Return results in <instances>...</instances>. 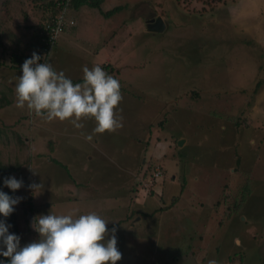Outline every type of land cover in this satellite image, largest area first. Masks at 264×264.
Returning <instances> with one entry per match:
<instances>
[{"label":"rangeland","instance_id":"1","mask_svg":"<svg viewBox=\"0 0 264 264\" xmlns=\"http://www.w3.org/2000/svg\"><path fill=\"white\" fill-rule=\"evenodd\" d=\"M117 7L106 21L97 10L80 9L66 28L76 25L71 42L62 40L63 32L57 41L64 44H57L50 61L44 58L75 83L82 82L83 67H101L109 59L103 70L120 81L123 95L117 109L123 126L115 132L93 134L92 119L77 129L69 121L48 122L17 108V77L13 73L12 90L13 70L0 67V91L11 102L0 106V162L20 165L13 177L23 181L16 204L21 247L40 238L31 226L34 217L95 212L109 222V238L116 229L118 264L263 262L264 0H105L101 9ZM37 10L32 0H0L5 63L13 53L30 52V38L40 35L33 27L42 17ZM148 13L164 21L162 33L146 31ZM200 28L208 32L201 35ZM130 166H145L141 184L156 166L167 181L177 176L167 202L154 199L158 206L169 205L187 188L177 203L180 209L163 217L166 223L179 222L171 250H156L162 237L168 239L158 215L146 218L145 208L132 209L131 173L119 172ZM34 183L42 187L34 191L29 187ZM156 183L138 191L154 196ZM34 205L33 214L25 216L23 208ZM131 216L132 223L141 218L140 224L131 227ZM233 256L238 260H230ZM239 257L247 258L242 263Z\"/></svg>","mask_w":264,"mask_h":264},{"label":"clouds","instance_id":"2","mask_svg":"<svg viewBox=\"0 0 264 264\" xmlns=\"http://www.w3.org/2000/svg\"><path fill=\"white\" fill-rule=\"evenodd\" d=\"M41 59L34 52L22 65V75L15 85L17 108L26 107L48 122L69 121L77 129L84 127L81 121L92 119L93 134L115 132L123 126V117L117 115L123 101L118 79L100 66H85L82 82L74 83L63 71ZM92 138L91 134L86 136L89 141ZM4 184L15 192L23 181L8 177ZM29 187L37 191L42 185L34 183ZM19 199L0 191V215L9 217ZM108 224L95 212L78 216L50 212L34 217L31 226L39 240L21 247L20 237L10 234V225L0 221V255L8 258L9 264H118L122 253L117 247L115 228L109 238Z\"/></svg>","mask_w":264,"mask_h":264},{"label":"trees","instance_id":"3","mask_svg":"<svg viewBox=\"0 0 264 264\" xmlns=\"http://www.w3.org/2000/svg\"><path fill=\"white\" fill-rule=\"evenodd\" d=\"M35 3L36 8L38 9L37 11L40 12L42 14L40 23L35 27V29H38V32H42L43 27L46 25V23L49 21L51 16H55L60 10L65 9L66 13L65 14V20H67V18L69 20H75V14L80 10V8L82 7H86L88 9H94V10H98L104 17H110L111 15H113L114 13H117L118 10H120V7L114 8L106 13L101 12V6L104 2V0H32ZM149 0H146V2H148ZM212 23V21H211ZM216 25V23H213ZM73 28V27H72ZM71 28V29H72ZM201 29V28H200ZM199 29V30H200ZM218 30V29H217ZM216 30V31H217ZM66 28L64 30V33L66 32ZM207 30L201 29L200 30V34H204ZM208 32V31H207ZM44 39V36H40V35H36L33 34V37L30 38V43L27 45V47L30 49V52L23 54V53H18L15 54L13 53L8 62L5 63V60H3V58H1L0 56V67H3L5 65H8V68L10 69L9 71L11 72L13 71H19L22 72V65L24 63V61L26 59H29L32 57V54L35 52L37 53L42 59L41 62L45 63V57H48V55L51 53L52 49L56 47V43L55 42L54 45L50 46L49 48L47 47L46 51H44L45 53H39L40 51L45 50V47L42 46V40ZM0 49L2 50V52L5 49V46L3 45V32L0 29ZM102 68H105L103 66H101ZM108 68V67H107ZM106 72V71H105ZM110 73V72H109ZM108 73V74H109ZM75 83V82H74ZM1 87V85H0ZM7 90V92H12L11 89L5 88ZM0 106H8L11 104V102L8 99V95L4 90L0 91ZM238 125V124H237ZM2 134V131L0 129V136ZM12 135H15L18 138V142L22 143L19 140V135L17 132H13ZM161 167V166H160ZM149 168V167H148ZM147 168V169H148ZM150 169V168H149ZM161 173H162V169L160 168ZM234 173L236 172L235 169ZM20 171V165L19 164H14V165H9V164H3L0 162V191L6 193L7 195H9L10 197L13 198H17L18 197V190L13 192L11 189L7 188L4 184V180L8 177H13L15 174H17ZM153 173V171H152ZM143 175H146V173H144ZM164 175V173H162L161 177L158 179L155 188L153 189L155 191L156 187H162L165 180L164 177H162ZM145 177V176H144ZM138 185H139V181H138ZM226 188H227V196H225L223 199H226V203L228 204L227 209V213L229 214L230 210L233 208L231 205L229 206V201L230 199H232L231 196H229V194H231V192L228 190V185L226 184ZM185 189V186L182 188V190ZM233 190H235V188H233ZM147 194V193H146ZM30 200V201H29ZM28 202L29 204H31L32 199H29ZM25 201L22 202V206H24ZM234 205V204H233ZM35 210V205L31 206V207H24L23 208V213L26 216L27 213L33 214ZM18 211L16 209V205L14 206V211L13 213L5 218L2 215H0V221H5V223L7 225H10L9 227V233L10 234H15L17 236H19V218H18ZM230 260L232 261H236L238 260L237 257H232ZM0 261L4 262L5 264H9V259L0 255ZM239 261H240V257H239ZM260 264H264V261H261V258L259 259ZM241 262V261H240ZM240 264V263H239Z\"/></svg>","mask_w":264,"mask_h":264},{"label":"crops","instance_id":"4","mask_svg":"<svg viewBox=\"0 0 264 264\" xmlns=\"http://www.w3.org/2000/svg\"><path fill=\"white\" fill-rule=\"evenodd\" d=\"M105 3V0H104V2H103V4ZM103 4H102V6H103ZM101 6V7H102ZM80 9H87L86 7H82V8H80ZM111 9H109V10H107L106 12H108V11H110ZM93 11V10H92ZM98 11V10H97ZM78 12H80V11H78ZM77 12V13H78ZM99 12V11H98ZM101 12H103L102 11V9H101ZM106 12H103V13H106ZM109 19V17L107 18L106 17V19H105V21L106 20H108ZM76 26V25H75ZM75 26L72 28V29H75ZM71 29V30H72ZM71 30H69V31H67V32H65L64 34H62L63 36H66L64 39H62V40H67V43H68V41L69 42H71V40H70V38H72L73 39V37L74 36H72L71 35V33H70V31ZM68 33V35H66ZM70 34V35H69ZM61 40V41H62ZM107 40H108V38H107ZM60 41V39L57 41V43H56V47L55 48H53L52 49V51H51V53L48 55V59H49V61H50V59H51V55L52 54H54L55 52H57V48H58V46H57V44L59 43V42H61ZM104 42H106V41H104ZM61 44H64L63 42H61ZM49 61H48V63H49ZM109 62V59L107 58V57H105V59L104 60H102V66L103 67H105V68H109V65H110V63H108ZM51 64L53 65V63L51 62ZM105 68H103V69H105ZM107 71H109V70H107ZM13 73L16 75V77L18 78L19 76H21L18 72H16V71H13L12 72V81H9V82H11L13 85H11L12 86V90H13V87H14V82H13V80H15L14 79V77H13ZM108 73V72H107ZM16 82H18V79H16L15 80ZM15 90V89H14ZM97 146H98V144L96 143L95 145H94V147L96 148V152L98 153V154H100V156L105 160L106 158H107V155H105V153H103L102 151H99L98 150V148H97ZM136 154V155H135ZM138 156V154L135 152L134 153V158H136ZM94 158V157H93ZM90 159V161H93V159H92V157H90L89 158ZM145 162L146 161H143L142 162V165L143 164H145ZM132 169V170H131ZM136 167L135 166H130V168H129V170H126V169H124V168H122L121 170H119V172H121V173H131L130 175H129V177L131 178V180H130V182H131V192L133 191V197H134V199H133V204H132V209L133 210H137V213H140L141 211L139 210L140 208H145L146 210H144V212H145V216H146V218H149V217H156V215H158V226H164L167 230H168V235H167V237H168V239H163V237H162V239H160V241H163V243H162V245L159 247V246H157V249L156 250H158V251H161V250H171L172 249V247H174V243H172L171 242V240H170V238H171V235H174V236H176V237H178V234H176V233H173V231H174V229H178V226H179V222L176 220V219H170V220H168L167 221V223L165 222V220L163 219V217L167 214V213H169V211L170 210H172V212H176V210H179L180 208H178V205H177V203H179V202H181V198H182V194L187 190V188H185V189H181L180 191H179V194H178V197H177V199L175 198V197H171V199H169L171 202L169 203V205H167V204H163L162 206L163 207H161V206H158L157 205V203L154 201V199H156V197L159 199V201H165V203L167 202V195L169 194V191L171 192L172 191V189L174 188V186L178 183V181H177V176H172L171 177V180L170 181H167V180H165V182H164V184H163V186L160 188L159 186L157 187V189H156V195H154V196H150V195H147L146 196V193L145 194H143L142 195V193L143 192H141V191H138V190H140L139 189V186H138V181H136L138 178L139 179H141L142 177H143V174L142 173H145L144 172V170H145V166H143V167H141V168H138V169H136ZM134 170V171H133ZM133 173H136V174H133ZM162 173H164L163 172V170H162ZM232 173H234V170L232 171ZM137 178V179H136ZM138 179V180H139ZM134 180L136 181V183L134 184ZM135 185V186H134ZM137 185V186H136ZM171 188V189H170ZM159 190H161V193H158V191ZM175 194V192L173 193V195ZM139 195V199H137L136 198V196H138ZM162 195H164V198L162 197ZM174 199H175V201H174ZM154 201V202H153ZM152 204H154L153 206H151ZM192 205V204H191ZM137 208H136V207ZM151 206V207H150ZM150 207V208H149ZM129 208H131V207H128V209ZM133 216H131L129 219H128V221H129V223H130V225L131 224H134V223H138V224H140V221H141V218H139L138 220H136L134 223H132V221H133ZM127 221V222H128ZM131 227H132V225H131ZM170 240V241H169ZM234 240H235V242L238 244V247H241V244H242V242L239 240V238H237V237H235L234 238ZM177 241V240H176ZM156 248V247H155ZM170 256H172V254H170ZM248 256L250 257V256H252L251 254L249 255V253H248ZM248 257V258H249ZM168 258V257H167ZM246 258L247 257H244V258H241L240 257V261L243 263V260L245 259V261H246ZM256 262V263H255ZM254 264H260V261L258 260V263H257V259L255 260L254 259V262H253ZM241 264V263H240Z\"/></svg>","mask_w":264,"mask_h":264},{"label":"built area","instance_id":"5","mask_svg":"<svg viewBox=\"0 0 264 264\" xmlns=\"http://www.w3.org/2000/svg\"><path fill=\"white\" fill-rule=\"evenodd\" d=\"M65 14H67L65 9L60 10L59 15H55L54 17L51 16L49 21L43 27L42 32H40V36H44V39L42 40V46L45 47V50L40 51V54L45 53L44 51H46L47 47L49 48L55 44L59 35L64 32L65 28L73 25L72 20H69L68 18L65 20ZM161 175L162 173L160 167L156 166L153 170V174L151 175L153 179L148 177V179L143 184H141L139 180V187L140 185H143L141 186L142 191L153 187L154 183L158 181Z\"/></svg>","mask_w":264,"mask_h":264},{"label":"water","instance_id":"6","mask_svg":"<svg viewBox=\"0 0 264 264\" xmlns=\"http://www.w3.org/2000/svg\"><path fill=\"white\" fill-rule=\"evenodd\" d=\"M147 20H149L146 24V31L148 33L160 34L164 31L165 23L160 17H155L154 14H150Z\"/></svg>","mask_w":264,"mask_h":264},{"label":"flooded vegetation","instance_id":"7","mask_svg":"<svg viewBox=\"0 0 264 264\" xmlns=\"http://www.w3.org/2000/svg\"><path fill=\"white\" fill-rule=\"evenodd\" d=\"M150 14H154V15H155V13H148L146 16L143 17V22H144L145 27H146V24H147L148 21H149V20H147V19H148V17H149Z\"/></svg>","mask_w":264,"mask_h":264}]
</instances>
